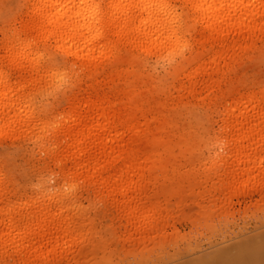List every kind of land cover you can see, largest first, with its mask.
Instances as JSON below:
<instances>
[{
	"label": "rangeland",
	"instance_id": "374dc122",
	"mask_svg": "<svg viewBox=\"0 0 264 264\" xmlns=\"http://www.w3.org/2000/svg\"><path fill=\"white\" fill-rule=\"evenodd\" d=\"M25 1L0 0V69L10 84L23 85L17 97L34 108L28 127L21 118L14 132L0 134V264H185L264 232V22L247 42L230 37L218 67L191 77L190 62L219 48L217 40L206 41L202 27L190 32L189 46L172 62L122 43L86 69L41 44L49 57L38 75L24 61L13 64L5 51L18 34L34 35ZM50 66L69 75L57 90L44 75ZM88 98L114 105L112 128L129 130L120 147L125 159L101 167L95 179L73 175L76 160L65 148L77 126L66 118ZM236 100L235 119L227 110ZM43 124L49 126L42 134ZM237 140L247 157L241 164L233 161ZM99 154L103 160L104 151ZM132 157L152 164L135 171L130 201L119 192L130 180H102ZM12 238L22 247L7 245Z\"/></svg>",
	"mask_w": 264,
	"mask_h": 264
},
{
	"label": "bare ground",
	"instance_id": "6f19581e",
	"mask_svg": "<svg viewBox=\"0 0 264 264\" xmlns=\"http://www.w3.org/2000/svg\"><path fill=\"white\" fill-rule=\"evenodd\" d=\"M25 3L28 20L31 23L34 35L28 38L26 36L25 38H19L18 34L17 37L6 44L5 51L10 56L13 64L24 61L31 70L37 71L36 74H38L41 63L46 62L49 57L45 53L46 51L38 49L41 44L49 43L51 45H48L49 47L62 55L73 56L79 61L80 67L86 69L96 66L101 59L106 60V58H109L122 43H126L135 49L140 48L146 54L154 52L155 56L162 62L164 60L172 62L177 55L184 51L183 49H187L186 47L189 46L188 35L190 32L197 27H202L206 41L217 40L219 48L214 52L212 51L213 53L211 52L212 54L204 60L201 59L199 63H195V65L190 62L188 76L191 77L197 70H202L205 67H218L221 56L228 50L227 43L230 42L228 41L230 37L234 39L236 37L235 40L237 41L238 37L241 36L247 42L253 32L261 29L260 26L264 22V0H27ZM30 25L28 27H31ZM14 34L13 36H15ZM233 47L235 46L233 45ZM230 54L232 55V52ZM232 58L234 57L232 56ZM44 70V75L51 89L64 85L69 78L68 73L63 68L50 66V68L46 67ZM4 71L0 69V134L8 131L10 133L14 132L15 126L16 124L19 125L21 118L24 122L26 121L25 124L28 127V119L34 113L33 105H29L32 102L28 103L24 97H17V90L21 86L10 84L6 74L3 73ZM21 89H23V85ZM251 99L252 97H248L249 103H252L250 102ZM239 102L240 100H236L230 105L229 110H227L228 117L237 118V111L240 110ZM110 105L105 101V98L99 101L88 98L84 101L82 107L80 106V109L66 118L67 121L70 120L77 125L71 129L68 139L65 141V148L76 160L74 166L76 172L72 171L75 172L74 176L79 173L85 179L88 177L93 179L95 176H99L101 167H113L118 163V160L121 161L124 158L120 147L122 148V145L129 141L125 137L129 134V130L116 132L114 127L112 128L115 116ZM242 115L244 119L249 117L248 111H245ZM50 124L52 125V123ZM48 126L41 125L42 134ZM135 127L134 129L137 131L138 127ZM256 128L259 127H251L249 132L253 133ZM130 133L132 132L130 131ZM113 143H115L116 148L112 146ZM237 143L233 161L241 164L246 161L247 157H243L239 151L242 147L240 140H237ZM255 144L254 149L257 148ZM92 148L93 152L90 154L89 151L90 149L92 151ZM101 151H104L103 160H101L99 154ZM129 160L128 165L124 164L127 161L121 162L125 165L124 169L116 172L112 177L102 180L103 183L112 180L116 185L130 180L129 183H125V186L121 184L123 187L119 189L122 190L119 192L123 193L127 200L131 199L128 193L135 187L137 182V179H133L135 171L142 166V168L146 167L149 162H152L150 158L145 159V162H141L142 164L137 163V158L132 157ZM245 168L246 166H242L239 170L243 172ZM71 179L66 180L68 185L74 182L72 176ZM116 187L118 188V186ZM54 196V192L47 193V198L51 199ZM0 212H3L1 207ZM44 223L47 224L48 222ZM44 223H41L39 227L43 229ZM61 230L66 231L67 226H62ZM50 237V239L53 238ZM16 240L5 242L7 245L10 242L12 245L14 244L13 246L22 247V241ZM26 247L28 251L34 249L33 244H28ZM47 249L52 251V249ZM185 264H264V232L246 241H241L222 252L212 253L208 257L203 256Z\"/></svg>",
	"mask_w": 264,
	"mask_h": 264
}]
</instances>
